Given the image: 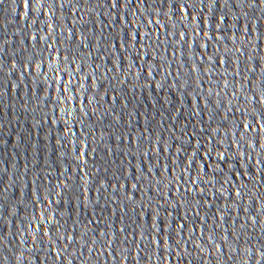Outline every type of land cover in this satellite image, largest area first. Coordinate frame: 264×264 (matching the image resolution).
<instances>
[{"label":"snow or ice","instance_id":"snow-or-ice-1","mask_svg":"<svg viewBox=\"0 0 264 264\" xmlns=\"http://www.w3.org/2000/svg\"><path fill=\"white\" fill-rule=\"evenodd\" d=\"M11 4L0 264H264V0Z\"/></svg>","mask_w":264,"mask_h":264},{"label":"water","instance_id":"water-1","mask_svg":"<svg viewBox=\"0 0 264 264\" xmlns=\"http://www.w3.org/2000/svg\"><path fill=\"white\" fill-rule=\"evenodd\" d=\"M12 7H15V5L11 4V0H5L4 5H0V24H8V28H7L6 31L3 30V29H0V35H4L6 38H9L10 40L14 39L18 35H20L18 33V31H17V25L15 23V14L10 12V9ZM233 7H235V4H233ZM21 15H22V13H21ZM257 15L258 16H264V12H259L258 11ZM68 18L74 19L75 17H68ZM86 19H87V17H86ZM100 19H101V17H98V16L96 17L97 21H99ZM229 23H231V20H229ZM19 27H20L21 30L23 29V22H21ZM257 27H259V26L257 25ZM262 30H264V29H262ZM22 38L23 37L20 36V39H22ZM20 39H16V43L17 44L20 43ZM0 43H2V41H0ZM30 52H31V49H29V52L25 53V55L30 54ZM16 55H19V53H16ZM162 55H166V53H162ZM261 55L264 56V53H261ZM5 59H7V57H5ZM97 62L99 63V61H97ZM262 63H264V61H262ZM205 66H207V65H205ZM220 71H223V68H221ZM229 71H231V69H229ZM197 74H199V73H197ZM228 79H231V77L229 76ZM15 95H16V93L13 92V96H15ZM151 95H152V93L149 91V96H151ZM178 96H179V93H177V97ZM142 98L143 97L141 95V99ZM175 98L176 97H170V99H175ZM181 99H182V97H181ZM132 103L135 104L136 101H133ZM177 107L178 108H185V105H181V104L178 103ZM129 110H131V107L129 108ZM45 111H47V109H45ZM141 111L147 113L146 109H141ZM14 114L18 115L19 114V110L17 109L16 113H14ZM173 114L176 115V113H173ZM36 115L38 117L39 114H36ZM185 116H187V109H185ZM157 119H159V117H157ZM109 122L110 121H105V123H109ZM32 123H34V121L32 119L31 114H29L27 117H22L21 123L16 125V132H24V130L27 129L29 127V125L32 124ZM183 123L184 122L181 121V124H183ZM53 127L55 128V127H58V126L57 125H53ZM213 127H215V125H213ZM181 131H182V129L180 131H177L176 132V136L182 141L184 139V137L181 136ZM45 139H48V137H45ZM0 140L9 141V143L0 144V148H5V149H8L9 151L14 150L15 146L17 145V143H19V141L16 138V134L14 132H12L11 129L7 130L6 132L0 131ZM106 145L110 146L111 142L110 141L106 142ZM93 146L96 147L95 144ZM100 157L104 158V153L102 151L100 152ZM13 161L15 162V158H13ZM91 163L92 162L90 161V166H91ZM96 166L98 167L100 165H96ZM110 176H111V173H109V177ZM107 178L108 177H105V179H107ZM100 206L104 207L105 206V202L101 201L100 202ZM257 207L259 208V205ZM24 215H27V214L25 213ZM108 215L109 214L106 213L105 217L107 218ZM97 218H99V217H97ZM75 219H77V220L80 219V209L79 208L77 209V213H76ZM113 220H114V218H113ZM233 230L235 231V226H233ZM81 231H83L82 228H81ZM101 231H107V229L104 228L103 225H101ZM260 231H264V229H259L256 232H253L252 235L258 236ZM221 235H223V234H221ZM217 242H219V241H217ZM197 243H202V240H198ZM229 243H231V241H229ZM241 246L242 247H247V244H243ZM100 247H103V245H100ZM122 247H123V245H119L118 248H117V251H119L120 248H122ZM134 251L138 252L139 249L137 248ZM196 251L198 252V250H196ZM167 254L168 253L166 252L165 255H167ZM39 255L43 256V252L39 253ZM195 255H196V253L193 252V255L189 256L187 259H194ZM85 259L88 261V264H97V262L94 259H91L90 257L86 256ZM176 259L179 260V257H177ZM204 261H205V264H212V260L207 255H205ZM219 262H220V264H224V258L223 257H219ZM33 264H36V262L33 261ZM141 264H143V262H141ZM181 264H186V261H181ZM196 264H199V260H196Z\"/></svg>","mask_w":264,"mask_h":264}]
</instances>
